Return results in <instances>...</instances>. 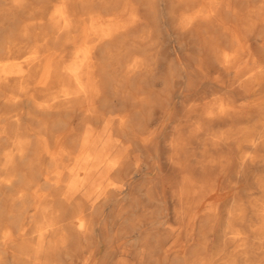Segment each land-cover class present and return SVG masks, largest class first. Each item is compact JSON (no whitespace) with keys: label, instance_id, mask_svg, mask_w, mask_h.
I'll return each mask as SVG.
<instances>
[{"label":"bare ground","instance_id":"bare-ground-1","mask_svg":"<svg viewBox=\"0 0 264 264\" xmlns=\"http://www.w3.org/2000/svg\"><path fill=\"white\" fill-rule=\"evenodd\" d=\"M10 241L34 264H264V0H0Z\"/></svg>","mask_w":264,"mask_h":264},{"label":"rangeland","instance_id":"rangeland-1","mask_svg":"<svg viewBox=\"0 0 264 264\" xmlns=\"http://www.w3.org/2000/svg\"><path fill=\"white\" fill-rule=\"evenodd\" d=\"M169 32H170L169 33L170 35H168L166 37L167 38L166 44L169 47L167 56H168V60H175L177 55H180V54L183 55L186 52H184L185 50H177V51L174 50V47L179 45V43H178L179 37L176 35L174 29L169 30ZM189 47L190 46H188V48ZM227 49L229 52H231L233 50V48L230 46H227ZM194 79L196 82H199L197 77H195ZM208 96H210V95H208ZM210 98L211 97H209L208 99H210ZM203 100L204 99H202L200 97L197 100L195 98H192V99L185 100L183 103L177 105V107L174 109V113H173V116L171 118V124H170L171 130L169 132L170 133L169 138L172 139V138L176 137L179 134V132L184 133V135L186 137L187 134H189V131L181 130V128H183L185 125L186 126L188 125L191 128H194V127L196 128V127L201 125V120L198 119L197 114L194 112L189 113L188 111L192 110V108L195 107L194 104H198L197 106H199L203 102ZM236 104H239V102ZM182 110L185 111L184 114L182 113ZM257 122H258V120L255 119V120L250 121V122L236 124L235 125L236 127L233 128V133L236 132L235 128H240V127H250V130H251L250 132L254 133L255 128L252 126L257 124ZM204 130L205 129H203V128H198V130L196 131V136H202L205 133ZM235 147H236V149H238L237 146H235ZM188 148L190 151L189 154H191L192 158H195V160H201L202 159L203 148H199L198 146H196V145L194 146L192 144H189ZM247 150H248L247 145H245L242 148V152H246ZM173 151H174L173 148L170 147L169 153L167 155L168 156L173 155ZM159 173L161 174V171H159ZM18 232H19V228L16 227L14 230L15 235H17ZM28 235H30L32 238H34V235L32 236V234H30V233ZM16 251H17V248L15 245V241L14 242L10 241L5 247L0 248V264H34L32 256L28 259H25V262L20 260L19 258H16L15 257Z\"/></svg>","mask_w":264,"mask_h":264}]
</instances>
